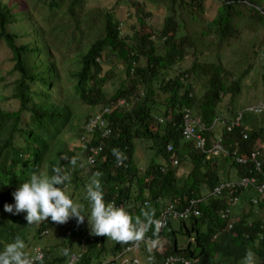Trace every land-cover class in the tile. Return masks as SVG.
I'll return each mask as SVG.
<instances>
[{
  "label": "trees",
  "instance_id": "trees-1",
  "mask_svg": "<svg viewBox=\"0 0 264 264\" xmlns=\"http://www.w3.org/2000/svg\"><path fill=\"white\" fill-rule=\"evenodd\" d=\"M151 1L166 2L167 10L172 13H175L178 1V5L190 11L194 19L204 22L200 16L206 0ZM221 1L222 8L211 21L212 25L207 23L210 30L206 33L212 35L211 28L214 26V34L220 42L228 37L241 36V28L234 22V16L240 11L235 10L234 6L243 4L250 7L249 10L254 9L252 14L249 13V19L259 20L264 15V5H259L256 0ZM172 13L166 16L163 26L155 33L141 34L123 33L122 22L118 23L113 15L106 14L103 36L94 38L89 44L81 55L78 71L72 75V93L85 105H103L104 108L114 101L126 100L122 108H114L108 116L112 133L106 138L93 139L94 143L103 142L104 145L96 164L85 163L86 153L80 146L83 163L77 169L87 171L86 179L97 171L102 173L105 203L111 202L116 207L125 208L133 218L140 215L142 209L154 210L155 218H158L171 203L175 209H181L188 200L202 198L206 191L224 181L243 176H256L260 181L264 173V111L253 113V120L244 113L241 126H235L232 131L228 127L234 120L228 121L218 134L226 151L219 156L209 157L208 153L197 149L195 142L183 138V117L186 109L190 108L207 128L204 132L207 149L213 148L218 141L215 133L218 107L225 95H239L242 77L228 86L226 80L232 75L220 60L218 63H194L175 78L167 79L168 73L182 62L186 46L190 45L186 36H177V26L180 24L177 25ZM14 22L13 11L0 1V41L6 42L11 49L14 71L21 74L15 83L13 95L19 102V108L8 110L0 107V185L9 188L0 193V252L17 237L6 231L11 232L14 226L28 227L21 218L5 212L4 204H11L14 200L12 193L32 173H39L44 167L52 152V143L72 122L68 103L54 96L60 76L50 53L51 47L45 42L43 49H40L42 43L39 44L37 39L18 43L19 36L10 31ZM101 59H108V63L118 59L124 71L125 81L111 98H107L103 90L105 80L102 77ZM199 72L206 81L204 93L197 95L192 85L184 82V77L200 78L197 76ZM34 83L39 85L38 90L31 87ZM157 95L164 96L163 100L156 99ZM155 114L162 116L163 123H155ZM18 138L22 141L19 142ZM134 139L147 141V148L153 151L146 166L139 167L134 162ZM167 144L172 145L171 150H167ZM113 148H118L126 159L118 163L112 154ZM255 151L260 153L257 158L260 169L251 160ZM57 154L59 157L61 151L58 150ZM239 159L247 160V163H238ZM174 160L177 161L176 166L183 165L184 169H175L176 166H172ZM63 165L61 158L50 160L49 177L54 174V167ZM187 167L192 170L186 172ZM74 179L85 187L78 171L74 172ZM75 180L71 182L75 183ZM62 187L68 186L65 184ZM239 194L241 198L236 206L237 211L234 210L235 213L226 218L222 217L220 210L229 204L227 190L201 200L198 203L201 210L199 216L179 220L167 216V227L161 228L158 236H153L152 230L147 233V237L157 241L153 252L147 251L145 243L138 244L139 251L145 257L144 264H161L171 255H181L193 264H243L249 249L255 253L256 264H264V197L259 196L253 187ZM5 217L10 219L12 225L5 221ZM70 223V235L67 236L62 227V239L55 244L42 246L45 252L42 264H65L70 254L78 252L80 246L85 251L79 264H100L111 256L116 258L133 245H121L106 236L91 235L88 222L77 224L76 219L71 218ZM50 226L49 218L37 228V234ZM179 234L186 238L181 246L177 240ZM65 248L69 250L67 256L63 254ZM135 252L138 251L134 249L125 253L126 258L136 257L133 255ZM150 257H154V260H150Z\"/></svg>",
  "mask_w": 264,
  "mask_h": 264
},
{
  "label": "rangeland",
  "instance_id": "rangeland-1",
  "mask_svg": "<svg viewBox=\"0 0 264 264\" xmlns=\"http://www.w3.org/2000/svg\"><path fill=\"white\" fill-rule=\"evenodd\" d=\"M0 1L13 11L15 22L11 25L13 28H10V31L19 36L18 43H27L37 39L39 44L42 43L40 49H43L45 42L51 47L50 53L54 57L60 76L54 96L60 100H65L72 111L71 124L67 126L57 141L52 143L50 157L39 174L49 176V161H56L61 158L65 164L66 172L71 175V180H75L74 172L78 171V176L86 185L90 179H86L87 171L77 169V166L79 167L83 163L78 136L84 124V118L86 120L91 113L97 112L103 105L98 107L85 105L72 93L74 84L72 75L79 69L81 55L87 50L94 38L103 36L106 14L113 15L118 23L122 22L121 30L123 33L141 34L155 33V30L163 26L166 16L172 12L167 10L168 4L166 2L155 3L151 0ZM176 2L175 13L172 14L175 15L177 25L180 24L177 26V36H186L190 45L186 46V53L182 62L176 64L168 73L167 79L175 78L194 63H218L221 60L225 70L232 75L226 80L227 85L230 86L234 80L242 77V87L238 96H224L217 110L221 121L216 124L215 133L219 136L218 134L228 121H233L237 116L239 118L244 113L248 119L253 120L255 116L248 107L264 101V15H261L259 20L249 19L248 15L249 13L252 14L254 9L249 10L250 7L248 9L243 4L234 6L235 10L240 11V14L234 16V22L241 28V36L228 37L220 42V39H217L214 34V26L211 28L212 35L208 36L206 33L210 30L207 23L211 24V21L222 8L221 0H206L204 2V12L200 16L204 22L194 19V15L190 11L181 8L178 1ZM255 2L264 5V0H256ZM215 42L217 43L215 44ZM100 62L103 66L102 77L105 80L103 90L107 98H111L125 81L124 71L118 59L113 60V63H108V59H101ZM14 66L15 62L11 49L6 42L0 41V107L8 110L19 108V102L13 95L15 83L21 74L14 71ZM197 76L200 78L196 76L184 77V82L192 85L193 92L198 95L204 93L205 88L203 86L206 80L200 72ZM31 87L33 90L39 89L37 83L32 84ZM163 98L162 95L156 97L161 101ZM155 117V123H157V118L162 116L155 114ZM17 140L22 141L21 138ZM134 146L135 164L139 167L146 166L153 154V151L147 148L148 142L142 139H134ZM58 150L61 151L59 157ZM64 157L68 159H64ZM72 157L77 158L75 167L70 164ZM160 163L162 164V162ZM181 168L183 170L184 166L175 167L179 171ZM185 170L190 172L192 168L187 167ZM66 184L68 187L65 192L74 202L82 203L85 206V216L90 215L88 201L84 199L85 187H81L77 180L75 183L66 182ZM8 189V187L0 185V193ZM14 203L15 201L12 202V204ZM87 222L88 218L85 217L84 224ZM39 225H29L24 239L22 238L26 245V253L29 252L32 244L49 246L62 239L61 236L63 235L60 234L63 231L62 228H55L46 236L37 235ZM177 240L180 246L186 242L183 234L177 235ZM135 250L138 252L133 255L144 264L145 257L142 255L143 252L139 251L138 245H135Z\"/></svg>",
  "mask_w": 264,
  "mask_h": 264
},
{
  "label": "clouds",
  "instance_id": "clouds-1",
  "mask_svg": "<svg viewBox=\"0 0 264 264\" xmlns=\"http://www.w3.org/2000/svg\"><path fill=\"white\" fill-rule=\"evenodd\" d=\"M220 121L221 119H218V122ZM219 140H221L220 136H218V141ZM112 154L115 156L118 163L126 159L125 155L118 148H113ZM64 159L68 158L64 157ZM70 164L75 167L77 165V158L72 157ZM176 165H173L172 162V166ZM52 171L54 174L51 177L46 174H39L37 171L32 173L30 178L26 182L22 183L18 189L12 193L14 198L13 201H15V203L4 204V211L14 217L21 218L26 224H28V227L29 225H41V223L50 218L52 226L44 229L40 234H37L39 236L41 234L46 236L53 229L62 227H64L65 234L68 236L72 232L70 219L75 218L77 224H83L85 217H87L88 224L91 229V235L106 236L108 239H111L121 245H138L140 243H145L147 251L149 253L153 252L157 241L147 237V233L152 230L153 236H158L162 228L161 221L155 219L154 210L142 209L140 215L133 218V216L126 211L125 208L116 207L114 203L111 202L105 203L101 182L102 173L97 171L93 173L89 182L85 185L86 195L84 199L88 201V205L90 207V215L85 216L83 214L85 206L82 203L74 202L73 199H71L65 192L67 187H62L66 184V182H71V175L66 172L65 166L54 167ZM212 190L206 191L204 196L200 198V201L213 196H207ZM236 206L231 207L230 214L233 213ZM5 221L11 224L9 218L5 217ZM67 222H69L68 226L65 224ZM27 228L14 226L11 232H5L17 237L14 239V242L6 244L4 250L0 252V264H36L38 261L42 264L44 262L45 252L42 250V245L32 244L29 252H25L26 245L23 239L27 233ZM191 240L194 239L191 238ZM82 241H84V238ZM40 250L44 253V259L43 253ZM84 251V247L80 246L78 252L73 251L70 254L65 264H68V262L71 261L70 257L72 254H80V259L73 263L79 264ZM68 253L69 250L65 248L63 250V254L67 256ZM113 259L116 258L111 256L100 264H110L109 262ZM150 260H154V257H150ZM117 264L120 263L117 262ZM243 264H256L255 253L251 249L246 251L243 258Z\"/></svg>",
  "mask_w": 264,
  "mask_h": 264
},
{
  "label": "built area",
  "instance_id": "built-area-1",
  "mask_svg": "<svg viewBox=\"0 0 264 264\" xmlns=\"http://www.w3.org/2000/svg\"><path fill=\"white\" fill-rule=\"evenodd\" d=\"M126 104L125 99H120L117 102H112L109 106H106L96 112V115L90 116L86 122H84L82 131L79 135V141L81 148L85 151V163L88 165H94L97 162V158L100 157V151L104 150L103 142L94 143L93 139L97 137L106 138L113 131L110 120L108 116L112 113L114 108H122ZM249 111L252 113L258 114L264 111V103H258L257 105H253L249 108ZM241 117L234 120L228 127L229 131H232L235 126H241L242 121ZM159 123H163V119H157ZM183 130L182 136L187 141H193L196 144L198 150L208 153L209 157L219 156L221 153H226L223 149L221 140L216 141L213 148L207 149V139L204 136V132L206 131V126L203 124L201 119L197 117L192 109L188 108L185 111L183 117ZM246 138V136H244ZM167 150L172 149L171 144H167ZM258 156H260L259 151H255L252 153L251 160L256 163V168L260 169V164L257 161ZM92 161V162H90ZM238 163L246 164L247 160L239 159ZM177 161H173V165H176ZM81 166V165H80ZM64 169V168H62ZM253 187L259 193V196L264 197V173L262 174V179L259 181L256 176H243L237 180H228L224 181L214 187L212 191L208 193L207 196L213 195L217 196L223 193V191L227 190L230 196L229 205L221 210L222 217L226 218L231 213V207L238 205L240 202V192L246 191L247 189ZM253 200H257V198H253ZM200 199H190L188 200L181 209H175L174 205L171 203L168 207L165 208L163 214L155 218L162 223V229L167 227L168 220L167 216H170L174 220L186 219L191 216H198L201 214V211L198 207V203ZM67 226L69 222L65 223ZM231 227V225H230ZM135 249V245L128 246L126 251H122L116 259L111 260L110 264H142L136 257L132 259L126 258L125 253L131 252ZM42 252V250H40ZM43 253V252H42ZM80 254H72L70 257V263L73 264L80 259ZM44 259V253H43ZM36 264H41V262H36ZM161 264H193L192 261L186 259L181 255H171L168 256L163 263Z\"/></svg>",
  "mask_w": 264,
  "mask_h": 264
},
{
  "label": "crops",
  "instance_id": "crops-1",
  "mask_svg": "<svg viewBox=\"0 0 264 264\" xmlns=\"http://www.w3.org/2000/svg\"><path fill=\"white\" fill-rule=\"evenodd\" d=\"M237 208H238V207H237ZM237 208H235V209H234V210H235V212L237 211ZM234 210H233V214L235 213V212H234Z\"/></svg>",
  "mask_w": 264,
  "mask_h": 264
},
{
  "label": "bare ground",
  "instance_id": "bare-ground-1",
  "mask_svg": "<svg viewBox=\"0 0 264 264\" xmlns=\"http://www.w3.org/2000/svg\"><path fill=\"white\" fill-rule=\"evenodd\" d=\"M94 115H96V114H94ZM94 115H92V116H94ZM68 264H71L70 262H68Z\"/></svg>",
  "mask_w": 264,
  "mask_h": 264
}]
</instances>
